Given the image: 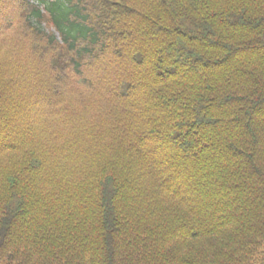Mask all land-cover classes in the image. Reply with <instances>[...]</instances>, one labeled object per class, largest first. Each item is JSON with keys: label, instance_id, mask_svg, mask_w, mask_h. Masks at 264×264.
Here are the masks:
<instances>
[{"label": "trees", "instance_id": "1", "mask_svg": "<svg viewBox=\"0 0 264 264\" xmlns=\"http://www.w3.org/2000/svg\"><path fill=\"white\" fill-rule=\"evenodd\" d=\"M45 2L0 0V264H264V0Z\"/></svg>", "mask_w": 264, "mask_h": 264}]
</instances>
